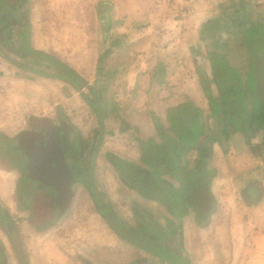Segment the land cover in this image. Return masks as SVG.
I'll return each mask as SVG.
<instances>
[{"label":"crops","instance_id":"0c3cea01","mask_svg":"<svg viewBox=\"0 0 264 264\" xmlns=\"http://www.w3.org/2000/svg\"><path fill=\"white\" fill-rule=\"evenodd\" d=\"M215 3V0H0V43L11 52L0 51V139L8 141L15 137L12 128L22 124L26 111L31 110V103L26 102L29 91L26 89L33 90L41 82L25 77L20 68L51 65L34 61L30 52L56 58L84 78L88 87L99 90L102 103L99 110H94L99 114L108 109L113 111V115L105 118L104 127L108 128L109 121L114 122L115 129L118 127L110 135L113 144L109 151L123 160L141 166L142 143L175 141L171 116L187 104L202 112L203 143L213 133L206 121H220L222 135L226 129L221 122L227 120V114L225 110L212 111L202 84L203 80L214 81L212 63L209 54L208 58L200 54L199 47L207 36L208 42L218 38L214 33H197L203 23L210 22ZM189 8L196 11L190 14ZM179 9L182 11L178 14ZM18 28L23 30L19 36L14 33ZM26 32L30 36L27 41ZM235 35V41H240L239 35ZM221 38L228 40L230 51L232 39ZM21 56L36 63V67L22 65ZM44 80L49 83L58 79L44 76ZM209 88L211 97H220L216 85ZM89 115L92 117V113ZM220 138L221 142L209 143L208 148L200 145L181 151V165L186 164L189 170L200 174L208 168L213 171L210 183L214 210L205 211L199 218L193 207L185 208L181 217L169 213L164 205L126 187L110 162L109 166L117 175L119 186L124 187L122 191L130 193L144 217L153 220L165 234L170 232L168 225L174 226L170 239L177 241L185 264H264V162L254 159L242 142L240 151L230 149L233 163L227 165L220 146L228 141ZM4 156L0 146V215H4L5 223L11 207L19 210L17 202L23 198V192L22 168L7 164ZM163 178L180 188L179 177L163 175ZM74 200L73 194L61 216L66 220V230L73 222L69 214L75 208ZM93 208L101 224L90 230L87 218L81 214L76 222H83L86 234L73 233L80 238L76 239L77 245L71 239L76 248L68 249V260H55V264H171L145 250L151 259L134 260L131 251L141 247L123 240L94 205ZM19 213L27 212L21 209ZM35 232L38 237L53 231ZM53 237L45 245L48 255L55 252L50 249L52 246L62 248L65 241L62 235ZM13 242L15 246L18 244L16 249L22 257L19 243ZM126 251L129 260L123 262L122 253ZM48 263L53 264L51 260Z\"/></svg>","mask_w":264,"mask_h":264},{"label":"rangeland","instance_id":"374dc122","mask_svg":"<svg viewBox=\"0 0 264 264\" xmlns=\"http://www.w3.org/2000/svg\"><path fill=\"white\" fill-rule=\"evenodd\" d=\"M176 1L183 2V0ZM215 1H217V3L214 5L212 4L213 6L211 7L212 17L210 22L203 23L200 26V29L197 30V33L201 32L203 34L205 31L207 34H209L211 30L212 34L214 33L218 39L221 36H226V38L230 37L232 39L230 45L231 49L227 52L228 56H224L226 52L223 49L218 51L215 50L213 46L216 43L220 45L222 43L220 39L219 41L216 39L212 42L204 40L199 45L201 49L200 54H205L207 56L211 53L210 62L212 63L213 72L216 76L215 79L216 81H219L222 86H224L223 88L226 89L224 92L228 93L227 86L232 82V78H237L238 73L243 78L246 75L251 74L255 66L256 54L264 52L259 48V46H261V42L259 41L260 39H257L256 35L254 36L251 31L245 33L247 35V39L245 40L249 41L248 47L245 45V41L244 43H241V41H235L236 35L234 28L236 24L238 25L243 22H249V19H253L252 17H255V21H264V0H241L240 2L230 0L229 3V0ZM181 11L182 10L179 9L177 11L178 14ZM188 11V13L191 14L192 11H196V9L189 8ZM244 11L249 12L248 14H251L252 16L248 18V15H244ZM3 27L4 26H2L1 29H3ZM20 32H23V30H19V28L14 31V33L18 34L17 36L20 35ZM260 32L261 31L258 33ZM4 35L5 34H2L3 37H5ZM29 37V34L26 32V35L24 36L25 41H27ZM226 42L228 49V40ZM6 47V45L0 43V51L2 49V52L11 53ZM263 47L261 46V48ZM220 54L224 56V58H222L225 60L219 57ZM19 59V62L22 65L31 66L33 64L29 58L25 59L23 56H21ZM201 59L204 61L203 58ZM32 66L36 67L34 64ZM41 67L20 68L19 70L21 74L23 73V75H25V77L33 78L34 80L38 79L41 82L36 83V86H34L35 88L33 90H31V88L26 89L29 90L27 93L28 95L26 102L31 103V110L26 111V120L22 124L12 128L15 137L8 141L0 139V146L5 155L4 160L7 162V164L23 167L25 160L16 146L17 136L23 131L30 129V123L32 120L45 119L51 121L59 130L60 134H62L63 138L68 139V145H71V148H73L75 151L70 159V164L76 169V179H79L80 176L84 177L81 172V168H84V166H91L93 169L95 190L100 200L104 205L110 207L116 216L121 218V220L124 221L128 227L132 228H123V230L119 226L121 231H124L125 235L135 237L136 246L145 248L146 251H149L152 254V256L159 257V260L168 261L171 264H185L184 260L179 254L177 241L170 239L174 235L172 234L174 226L170 227V225H168L166 228H169L170 232L165 234L157 224L155 225L153 222L151 223L149 219L145 220L143 216L144 213L139 211L137 207L138 204L135 203V199L129 195L130 193L127 191L126 193L122 191V188L124 187L119 186L117 175L113 171V168L109 166L107 154H112V152L109 150L113 144L110 135H112L114 130H117L118 127L115 129L116 125H114V122L111 123V121H109L110 124L108 125V128L104 127L106 121L105 118L113 115L112 110L108 109L105 113L99 114L89 105L88 101L97 102V105H101L102 95L98 92L99 90L95 89L96 91L94 94V88L83 87L78 92L71 85L60 82V80H50L49 83H46L44 76L36 74V72L33 70H39L40 72L48 73L55 72V69H46L42 65ZM20 72H18V74H20ZM215 83V81L206 82L203 80L202 84L205 91L211 94L209 87L215 86ZM241 83L242 82L239 78L237 84ZM32 98L35 100H32ZM224 98L228 100V94L225 95ZM218 100L219 99H216L214 102L215 105H218ZM32 102H34V104ZM240 107L244 108V110L248 109V105H244L243 103L240 105ZM85 110H87V113ZM89 113H92V117L89 115ZM177 118L179 120L182 118L183 121L189 120L188 129L191 130L193 134L192 136L190 134L188 135V132L185 129L180 130V133L188 135L189 141L191 143L197 140L198 135L202 133V112H199L198 110L195 111L191 104H187L182 114L177 115ZM60 122H64L68 126L66 130V137L65 132L63 134V130H61V126H59ZM219 123L220 121L218 120L205 122L209 130L211 128L213 129V137L219 138L220 136H223V141H225L224 139H227L228 142L222 144L220 149L221 151L223 150V153H225V157L222 158L223 162L228 165V163H233L231 159L232 155L229 153L230 149L234 147V150L236 149V151H240L239 149L243 147V137L242 139L237 137L236 133L233 131V135L229 137L228 133L231 131L230 128H227L226 131L224 133L222 132L221 135V132L219 131ZM209 126H211V128ZM152 147H155L158 152L156 153L158 158L157 160L161 159L163 157L162 155L164 154L163 143H156L150 148ZM95 150H97L96 154H94ZM164 155L166 158H168V160H170L168 163L171 164L172 158L169 157L170 155L167 152H165ZM81 158L84 160H82L83 165H81ZM141 163L143 162L141 161ZM132 164L135 165V163ZM120 165L121 164H119V166ZM157 165L159 166L158 162ZM141 167H143V169H145L147 172L151 171V169L148 168V166L144 163L141 164ZM229 167H233V165H229ZM128 171L131 173L136 172L132 166L128 168ZM28 181L26 180V183L22 185L21 188L23 192V198L17 202L18 209L20 211L21 209H25L27 213L22 215L19 213V210L11 207L8 216L9 219L5 223L3 221L5 220L4 215H0V264H49V260L55 264V260H68V258H70L67 257L69 252L68 249L76 248L74 245L78 244L76 243V239H80L74 236L73 233H76L79 236L86 234V227L84 226L83 222H76L78 219H80L81 214L87 218L90 230L101 224V219H99V217L94 214V202L90 197L88 190L81 182H78L74 185L73 194L75 196V208H73L69 214V218L71 217L73 222L71 223V227L69 226L70 228L68 227L66 230V220L62 219V214H59L58 210L52 206L50 199L34 192L36 187L35 184L29 185ZM155 181L156 178L151 184H148L147 180L143 183V180L141 181L139 177L132 180V182L140 186L142 191L149 192L153 196L160 197V199L170 200V202H172V206L173 202H175L176 205L178 200L179 202L182 200L180 198L185 197L188 192H191V195L196 197L195 200L199 203L201 212L199 215L204 216L205 211L212 212L214 210V197L211 193V183L208 186H203L202 180H199L195 183L193 181L191 186L183 177V191H180V194L176 193L177 196H175L170 190H168V188L154 184L153 182ZM31 194H34L35 197H32ZM82 210L89 212V214L85 213L86 215H84V213L81 212ZM156 221L159 222V219H156ZM49 229H52L53 231L49 235H41L37 237L35 234V231L46 232ZM144 229L148 233H143L145 232ZM134 232H137L138 234H146L151 238L154 236L153 240H155L156 243H152L151 240H141L137 238ZM56 234L60 236L62 235L64 238L63 240L65 241H63L64 243L62 244V248L58 246V248L55 249L53 248L54 246H52L50 249L54 250L55 252L53 255H48L49 250L45 248V245L47 242L55 239L53 236H57ZM71 239H74V244H72ZM13 241L19 243L20 250L22 248V257H19L18 251L16 249L18 244L16 243L15 246ZM31 246L33 248H30ZM63 246L65 249H63ZM43 251H45V254H43ZM131 252H134V254L130 253L134 260H140L141 258L149 260L152 257L149 253L144 252L141 248ZM128 256V251L122 253V261H128ZM49 257L51 259H49ZM71 258L78 260L77 256L71 255Z\"/></svg>","mask_w":264,"mask_h":264},{"label":"trees","instance_id":"16d2710c","mask_svg":"<svg viewBox=\"0 0 264 264\" xmlns=\"http://www.w3.org/2000/svg\"><path fill=\"white\" fill-rule=\"evenodd\" d=\"M243 10V9H242ZM244 15H248L247 17L249 18L252 16L251 14H248L249 12L244 11ZM236 15V13H235ZM249 19V22H243L241 24H236L235 25V34L239 35V38H241V43H244L248 47V40L247 35L245 33L251 31L253 35H256L257 39H260L259 41L261 42V46H264V21L258 22L257 20L255 21L254 18ZM236 19V18H235ZM261 31L260 33H258ZM210 33L212 34L211 30ZM242 36V37H241ZM208 39V36L206 37ZM206 39V40H207ZM215 41V40H213ZM220 41L222 43L218 45L217 43L214 46L215 50H224L226 54L224 56H228V49H227V40L222 39L220 37ZM212 42V41H210ZM259 46L260 50L264 51V47L261 48ZM259 50V49H258ZM24 51V50H23ZM259 52V51H258ZM31 55L30 58H32L36 62H46L51 64L49 67L43 66L46 69H55V72H40L38 73L43 76H48L50 78H55L58 80H62L66 82L67 84L71 85L76 91H80L83 87H88L87 81L82 78L76 71L72 70L68 66L64 65L62 62L57 60L54 57L48 56L42 52H30ZM211 54V53H210ZM209 54V56H210ZM264 54V52H263ZM222 54L219 55L221 59L224 58ZM223 57V58H222ZM225 60V59H223ZM36 64V63H35ZM34 64V65H35ZM255 68V66H254ZM35 71V70H34ZM36 71V72H37ZM214 74V72H213ZM242 82L241 84H237V81L239 80ZM237 78L233 77L232 82L228 84L227 90L228 93H225L226 89H224L222 84L219 81H216L215 79V74L213 75L214 81L216 82V86L219 90L220 97L217 98L219 99L217 101L218 105H215L216 99L211 97L209 93H207V96L210 100L212 111L220 113L222 110L226 111L227 114V120H224L221 122V125H224L225 129L230 128V132L228 133L229 137L233 135L232 131L236 133V135L239 136V138L242 139L243 137V143L244 145L248 148L250 154L254 159L261 160L264 162V102L260 101L256 98V83H255V74L254 70L251 72V74L246 75L244 78L238 73ZM89 88V87H88ZM91 90V89H90ZM94 94H95V89ZM228 94V100L224 98L225 95ZM83 95V94H82ZM89 105L96 110H99V104L97 105V102H92L88 101ZM246 104L248 105V109L244 110V108H241V104ZM192 106V105H191ZM184 107H181L178 109V111L175 112L174 115L171 116V132L174 134L176 137V140H170V141H164L163 146V153L167 152L172 158L171 164L168 163V158L163 154L162 158L157 160V150L155 147L150 148L151 146H154V142H147V143H142L141 148H142V161L144 164L148 166V168L151 169L150 172L145 171L143 167L139 165H134L130 163L129 161L123 160L117 156H114L112 154H107L108 161L112 164L114 169L118 172L122 182L134 189L136 192H138L140 195L146 198H151L158 203L164 205L166 209L168 210L169 213L181 217L186 209L189 207H193L196 212H198L197 216L199 218V213H200V206L198 201L195 200L196 197L191 195V192H188L185 197H182L176 202H170V200L166 199H160V197H156L151 195L149 192L142 191L140 189L139 185H136V183L132 182L135 178L139 177L140 180H143V183L146 182L151 184L152 181L156 178V181L153 182L154 184L164 186L165 188H168V190L171 191L172 194L175 196L176 193L180 194V191H183L182 189V182H183V177L186 179L187 183H189L191 186L194 183L202 180L203 186L209 185L211 177H213V171L211 169H207L203 171L201 174L194 171V170H189L187 165H181V162L183 161L181 157V151L182 152H187L190 151L191 149H196L204 148L206 146L207 148L210 146L211 143H216V142H221V138H215L213 137H207V140L203 143L202 138L203 134L200 133L197 137V140H195L193 143L189 141L188 135L190 134L192 136L191 130H189V120L183 121L182 118L179 120L177 118V115L182 114L184 111ZM194 108V107H193ZM196 111L197 109L194 108ZM200 112V111H199ZM231 117V118H229ZM185 129L188 133V135H184L180 133V130ZM189 130V131H188ZM260 138V139H259ZM258 139V140H257ZM171 142V143H168ZM202 142V143H201ZM210 143V144H209ZM201 145V146H200ZM200 146V147H199ZM97 150H95L94 154H96ZM205 162L207 163V160L202 158ZM82 158H81V165L82 164ZM84 161V160H83ZM125 161V162H122ZM157 162L159 163V166L157 165ZM119 164H121L119 166ZM132 166L133 169L136 170V172L131 173L128 171V168ZM81 172L84 175V177L80 176L78 179L79 182L83 183L86 189L88 190L90 197L92 198L96 211L102 216V218L106 221L108 226L117 234L119 235L123 240H126L132 244L135 245V237H130L128 235H125L124 231H121V228L123 229H132L125 224L124 221L121 220L116 214L111 210L110 207L107 205H104L103 202L100 200L94 186V180H93V169L91 166H84V168H81ZM81 174V173H80ZM163 175H168L170 177H179L181 180V186L180 188H176L174 185H172L168 180H165L163 178ZM183 176V177H182ZM155 177V178H154ZM189 185V186H190ZM175 199V198H173ZM175 208V209H174ZM183 211V212H182ZM174 212V213H173ZM181 212V213H180ZM144 219H148L147 217H144ZM149 221L156 223L152 220L149 219ZM121 228H120V227ZM172 227V225H170ZM123 229V230H124ZM137 236V238L141 240H151L152 243H156L153 238L150 236H147L146 234L143 233H137L134 232ZM158 241V240H157ZM141 249L145 250V248L141 247ZM149 252V251H148Z\"/></svg>","mask_w":264,"mask_h":264},{"label":"water","instance_id":"95a60500","mask_svg":"<svg viewBox=\"0 0 264 264\" xmlns=\"http://www.w3.org/2000/svg\"><path fill=\"white\" fill-rule=\"evenodd\" d=\"M255 83H256V98L264 102V54L257 53L255 56ZM41 133L37 131L23 132L20 134V137L17 142V148L25 152L29 159L28 164V178L33 181H41L44 186H50L53 188L58 196L56 204L59 207V212L62 213L65 211L72 199V185L76 182L72 171L70 170V160L67 158L63 149L61 148V143L57 144L58 146V155L57 160L54 161L56 164L52 165V158L49 155L50 152L47 147L44 146L42 142ZM25 140V143L23 141ZM40 142V144L37 143ZM60 141V140H59ZM28 144H27V143ZM48 150V151H47ZM35 152L42 153L46 155L44 161H41L40 158H36ZM49 156V159L47 157ZM48 165V168H51L50 177L45 180L38 175V169L44 165Z\"/></svg>","mask_w":264,"mask_h":264},{"label":"flooded vegetation","instance_id":"af4514ba","mask_svg":"<svg viewBox=\"0 0 264 264\" xmlns=\"http://www.w3.org/2000/svg\"><path fill=\"white\" fill-rule=\"evenodd\" d=\"M59 126H61V130H63V134L65 132V137H66V130H67L68 126L64 122H60ZM30 131H37V132H40L42 134L41 135L42 142H43L44 146L49 149V151L48 150L47 151L50 152L49 155L52 158V161H51V164L53 162L52 165L56 164V162L54 163V161H56L58 159L57 158V155H58L57 144L59 142L61 143L60 146L63 149L64 153L66 154V156L69 160L71 159L72 154L75 152L73 150V148H71V145H68V143H67L68 139L67 138L64 139L62 134H60L59 130L49 120H45V119L32 120L30 123V129L25 130L23 132H30ZM20 134L16 138L17 142H18V139L20 137ZM23 143H25V140L23 141ZM37 143L40 144V142H38V141H37ZM79 144H80V139H79ZM19 150H20V153L22 154L23 159L25 160L24 166L23 167L21 166V168H22L21 169V177H20L21 185H24V183H26L25 182L26 180L27 181L29 180L28 181L29 185L35 184L36 187H35L34 192L39 193V194L43 195V197H45V198L47 197L48 199H50L52 206H54L59 212V207L56 204V200H57V196H58L57 192L53 188H51L50 186H44L41 181H33V180L28 178V170L27 169H28L29 159L23 150H21V149H19ZM35 156H36V158H40L41 161H44L46 158V155H44L42 153H38V152H35ZM47 159H49V156L47 157ZM47 168H48V165H46V164L44 166H42L41 168H39L37 176H40L41 178L47 180L50 177V174L52 173L51 168H49V169H47ZM70 170L72 171L74 177L76 178V176H75V172H76L75 170L76 169L72 165H70ZM78 182L79 181L76 179V182L72 185V187H71L72 193H73L74 185L77 184ZM31 195H32V197H35L34 194H31ZM66 210L63 211L62 213L59 212V214L63 215L66 212Z\"/></svg>","mask_w":264,"mask_h":264}]
</instances>
